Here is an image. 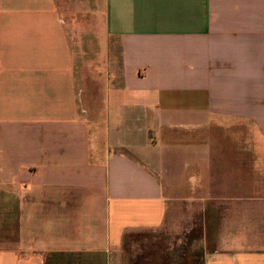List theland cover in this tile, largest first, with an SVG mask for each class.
I'll list each match as a JSON object with an SVG mask.
<instances>
[{
	"label": "crops",
	"instance_id": "obj_1",
	"mask_svg": "<svg viewBox=\"0 0 264 264\" xmlns=\"http://www.w3.org/2000/svg\"><path fill=\"white\" fill-rule=\"evenodd\" d=\"M179 201L264 264V0H0V264H112Z\"/></svg>",
	"mask_w": 264,
	"mask_h": 264
},
{
	"label": "rangeland",
	"instance_id": "obj_2",
	"mask_svg": "<svg viewBox=\"0 0 264 264\" xmlns=\"http://www.w3.org/2000/svg\"><path fill=\"white\" fill-rule=\"evenodd\" d=\"M241 135L239 139L242 137L245 141V134ZM241 152L243 149L238 144V153ZM224 214L225 210H220L217 213L220 217L215 218L217 225L206 231L197 206L179 201L173 205V208L171 207L161 228L130 232L125 237L116 261L114 260L112 264H136L138 260L140 261L137 264H204L206 250L216 248L217 237L222 228L221 217ZM251 215L256 221L257 218L264 219V211H257ZM236 216L238 218V214ZM261 228L264 231V226ZM256 230L260 232V227L256 226ZM51 260L48 259V261ZM86 262L102 264L96 258ZM59 264L62 263L59 262Z\"/></svg>",
	"mask_w": 264,
	"mask_h": 264
},
{
	"label": "trees",
	"instance_id": "obj_3",
	"mask_svg": "<svg viewBox=\"0 0 264 264\" xmlns=\"http://www.w3.org/2000/svg\"><path fill=\"white\" fill-rule=\"evenodd\" d=\"M204 253H205V252H204ZM204 253H203V255H204ZM183 256H184V255H183ZM184 257H185V256H184ZM138 258H141V257H138ZM139 261H140V260H138V261L136 262V264L139 263Z\"/></svg>",
	"mask_w": 264,
	"mask_h": 264
}]
</instances>
